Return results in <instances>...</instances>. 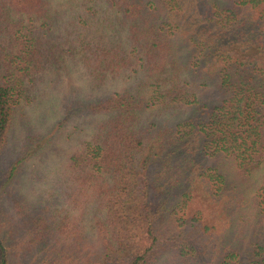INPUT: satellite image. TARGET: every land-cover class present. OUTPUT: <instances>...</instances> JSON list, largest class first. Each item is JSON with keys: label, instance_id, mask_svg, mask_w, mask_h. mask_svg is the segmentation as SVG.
<instances>
[{"label": "trees", "instance_id": "16d2710c", "mask_svg": "<svg viewBox=\"0 0 264 264\" xmlns=\"http://www.w3.org/2000/svg\"><path fill=\"white\" fill-rule=\"evenodd\" d=\"M220 1L63 0L61 22L46 0H0V156L34 78L66 58L91 87L132 82L81 103L104 117L67 160L66 207L16 192L41 145L0 162V264H264L251 175L264 165V0ZM74 191L99 212L86 235Z\"/></svg>", "mask_w": 264, "mask_h": 264}, {"label": "rangeland", "instance_id": "374dc122", "mask_svg": "<svg viewBox=\"0 0 264 264\" xmlns=\"http://www.w3.org/2000/svg\"><path fill=\"white\" fill-rule=\"evenodd\" d=\"M46 1L50 3L52 10L58 12V20L64 22L68 19L63 0ZM98 1L101 3L96 8L101 10L105 0ZM227 3L225 0L220 1L222 5ZM57 26L54 32L49 33L56 39L59 38L61 25ZM34 79V85L28 91L31 95L21 99L14 111L7 143L0 156V167L7 168V164L10 165L16 157L23 156L28 149L34 150L38 144L41 145L23 163L16 182V192L30 207L39 208L44 204L41 201L43 199L52 201L61 209L69 203L64 171L67 160L81 148L95 124L104 117L101 113L80 110L81 103L120 91L129 87L132 82L126 81L124 77L109 78L102 85L91 87L86 71L71 58L62 61L57 69ZM146 113L148 120L159 123L160 118L150 115L149 111ZM251 175L254 183L263 184L264 165L253 170ZM247 192L245 195L249 203L252 193L251 190ZM74 194L77 202L71 213L85 232L99 216V212L96 203L86 200L83 193L79 195L74 191ZM10 209L11 206L8 207L9 211ZM88 229L90 235L86 236V240H96L91 237L94 234L91 228ZM21 259L22 257H15L14 260Z\"/></svg>", "mask_w": 264, "mask_h": 264}]
</instances>
